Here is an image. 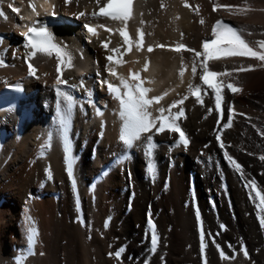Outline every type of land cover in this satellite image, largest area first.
<instances>
[{"label":"bare ground","instance_id":"6f19581e","mask_svg":"<svg viewBox=\"0 0 264 264\" xmlns=\"http://www.w3.org/2000/svg\"><path fill=\"white\" fill-rule=\"evenodd\" d=\"M106 1L72 0L67 4L59 0L58 6L80 21ZM216 5L229 7L214 10ZM0 10L10 20L16 19L2 0ZM80 12L85 15L78 16ZM3 16L0 30H8ZM219 16L233 21L253 50L264 52L259 46L264 41V0H137L126 29L131 51L116 31L123 28V22L98 17V26L104 28L98 27L97 35L85 30L91 42L82 41L81 27H67L57 37L66 56L39 54L40 79L30 87L39 89L34 111L47 123H58L47 118L54 108L50 83L63 75L57 70L59 64L73 72L82 56L85 63L96 59L102 67L112 55L111 64L119 76L134 83L131 75L139 73L151 89L148 97L162 98L150 107L154 118L159 117L160 109L165 116L183 113L176 123L187 132L189 142L177 144L179 133L153 128L134 142L126 159L91 187L89 179L99 167L115 152L121 155L127 149L120 139L123 121L114 99L107 113H99L91 121L87 103L79 101L80 117L73 129L68 127L76 146L71 163L66 161L62 137L57 133L48 140L38 127L42 123L25 122L13 137L0 138V147L5 146L0 151V199L6 198L0 203V264H264V213L249 186L255 182L264 195V61L250 56L208 61L209 70L230 73L217 75L214 81L223 85L225 110L219 118L211 87L202 85V55L195 57V52H201V40L215 33L212 24ZM202 19L204 23H200ZM139 31L144 33L142 48L137 47ZM108 41V47H103ZM72 43L78 51L72 49ZM151 43L155 44L152 53L147 51ZM178 44L196 51H172ZM114 48L120 51H111ZM19 54L25 57L28 50L0 46V88L17 71L26 70ZM241 66H251V70L239 71ZM229 83L242 91L233 93L226 86ZM197 87L202 89L203 103L192 95ZM225 121L231 123L229 128H223ZM5 127L7 122L0 118V130ZM220 129L224 147L215 138ZM101 134L104 137L92 154ZM43 151L46 156L39 157ZM193 172L197 182L191 191L189 175ZM42 182H46L44 188ZM54 191L60 195H53ZM44 192L48 194L42 197ZM148 212L157 221L155 236L160 241L155 248L150 243ZM199 220L203 221V244L198 237ZM30 229L35 231L34 241Z\"/></svg>","mask_w":264,"mask_h":264},{"label":"snow or ice","instance_id":"6c2138e0","mask_svg":"<svg viewBox=\"0 0 264 264\" xmlns=\"http://www.w3.org/2000/svg\"><path fill=\"white\" fill-rule=\"evenodd\" d=\"M72 0H65V3L70 4ZM48 3V0H44V3L40 4V8L43 9L45 14L48 13V9L44 7V4ZM97 3H99V0H97ZM185 6H188L187 4ZM9 7H12V10L16 13H19L21 11V8L19 7H13L11 4ZM31 12L35 14V16L39 17L41 15L40 11L37 10V4L34 2V0H29V5ZM53 9H55V5H52ZM218 7H229V6H223V5H216L214 6V10ZM197 11H199V6H197ZM241 11H247V9H241ZM0 15H4L5 19H7V16L3 13L2 10H0ZM52 16H55L56 13L53 10L51 13ZM85 12L78 13V16H84ZM93 16H105L110 17L112 20H118L123 22V28L117 29L116 31L119 32L120 36L124 38V43L128 45V51H131L132 42L129 39V34L126 31L128 27V21L132 19V0H107V4L104 7H100L98 12H93ZM23 19V17H21ZM200 23H204L203 19L200 21ZM40 24L39 27L36 25ZM87 31L91 33L92 35H97V28L91 25H85ZM98 27L104 28V25H99ZM108 31H112L111 29H106ZM215 39L211 40L210 42H205L203 44V53L201 52H195V57L199 58L201 55L204 56V60L200 62V66L203 70V75L201 76V79L203 80L204 84H208L209 87L213 89V92L215 94V103L216 107L219 108L221 101L223 99L222 96V87L223 85H214L210 82L209 77L210 76H217V75H230V73H217L214 71H209L208 61L209 60H220L224 57L228 56H250L255 59H258L260 61H264V52L262 51H256L253 50L252 47L249 46V44L241 38V35L234 29L230 28L226 24H224L223 21H217L216 24V30H215ZM27 38V46L32 49V51L29 54V59L34 58L38 53H43L47 55H52L53 52L56 53L57 58H60L61 56H66L67 53L64 52V50L54 42V38L52 34L49 32L47 28L46 22L41 24L40 21H33L32 26L28 27V30L24 33H22ZM139 35V43L137 44L138 48L143 47V38L144 33L142 31L138 32ZM108 42L103 43V47H108ZM259 46L261 49H264V41L259 42ZM158 47H164V45H158ZM185 45L178 44L176 45L175 50L180 51L181 49H184ZM149 52L153 51V48L151 46L147 49ZM190 51H193L189 49ZM111 51L113 52H119V48H114ZM123 55V54H122ZM109 62H112L114 57L112 55H109L107 57ZM118 64L124 63L123 60H117ZM68 64L71 66V57L68 56ZM29 68V75L30 76H36V69L33 67L31 63L28 64ZM239 71H249L251 70V66L249 68H245L241 66ZM59 71V69H58ZM144 71H147V64L145 65ZM193 74L196 72V60H193V68H192ZM109 72L113 76H117V72L114 68H109ZM180 75H184V70L182 69L180 72ZM119 86H115L112 83H108L105 81L104 83H107L108 90L114 94L115 98L118 100L120 105V112L119 115L123 121L121 133H120V139L129 147L133 145V143L138 140L143 133L151 131L153 128H156L157 131H164L165 129H168L173 132L179 133V137L181 142L186 146L188 144V139L185 135V133L180 129L178 124L176 123V120L183 116V113L180 112L176 116H165L164 115V109H160V114L158 118H154L152 115V112L150 111V107L154 103H159L161 97L156 98H149L148 93L151 91V89L143 87L144 81L142 80L139 73H133L131 75L132 81H137L138 83H131L129 79H126L123 76H119ZM67 81H63L57 78L56 84H66ZM229 90H231L233 93H237L242 91L241 88L234 87L231 83L226 85ZM121 88L124 89L123 92H121ZM194 94L197 95L198 100L203 103L202 98L199 96L200 88L197 87L194 90ZM57 93L61 97L64 98L66 105L70 108L72 105H74V100L70 95H67L65 92L61 91L60 88H57ZM182 103V101H181ZM175 107V105H173ZM211 111V109L209 110ZM157 119L160 121L159 127H157ZM228 126H231L230 122L228 123ZM149 145H148V154H151V138H148ZM221 147H224L223 143H221ZM261 159H264V156L261 157ZM229 160L233 162V164L239 168L240 165L236 164L234 160H232V157L229 156ZM151 168V166H150ZM254 192V195L257 197L258 206L261 209V212L264 213V195L261 194V190L258 188V186L255 184V182H252L249 185ZM261 223L264 224V214L261 216ZM155 226L153 225V228ZM30 235L34 241L35 239V231L34 229H30ZM158 239L156 237H153V243H157ZM117 256L120 255V253L116 254ZM223 255V253H222ZM227 258V257H225ZM206 264V262H205Z\"/></svg>","mask_w":264,"mask_h":264},{"label":"rangeland","instance_id":"374dc122","mask_svg":"<svg viewBox=\"0 0 264 264\" xmlns=\"http://www.w3.org/2000/svg\"><path fill=\"white\" fill-rule=\"evenodd\" d=\"M259 4V3H258ZM251 198V197H250Z\"/></svg>","mask_w":264,"mask_h":264}]
</instances>
